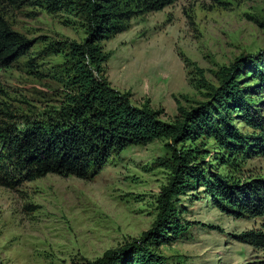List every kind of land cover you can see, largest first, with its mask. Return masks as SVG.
<instances>
[{"label": "rangeland", "instance_id": "obj_1", "mask_svg": "<svg viewBox=\"0 0 264 264\" xmlns=\"http://www.w3.org/2000/svg\"><path fill=\"white\" fill-rule=\"evenodd\" d=\"M38 1L0 0L10 27L29 43L17 62L0 65L1 126L60 120L73 94L63 44L87 38L79 0H61V8ZM99 45L109 56L104 71L112 87L166 123L176 121L179 108L212 103L220 72L239 62L235 79L264 121V0H179L160 12L136 13L125 32ZM241 116L232 114L233 126L243 136L259 135ZM168 143L114 154L89 180L51 174L16 190L0 186V264H89L139 240L153 227L173 175L165 166L173 159ZM186 146L199 151L197 163L207 172L231 182L264 181L261 155L243 160L206 137ZM195 189L174 200L189 226L161 247L168 262L264 264L263 250L237 241L246 231L264 230V219L223 213L204 188Z\"/></svg>", "mask_w": 264, "mask_h": 264}, {"label": "trees", "instance_id": "obj_2", "mask_svg": "<svg viewBox=\"0 0 264 264\" xmlns=\"http://www.w3.org/2000/svg\"><path fill=\"white\" fill-rule=\"evenodd\" d=\"M15 4L27 0H6ZM38 1V0H37ZM179 0H79L78 7L87 23L83 43L67 42L68 84L73 94L60 120L41 124L29 122L23 129L0 125L5 137L0 141V186L16 190L23 184L48 175L89 180L98 175L108 160L132 146H146L165 139L173 153L165 166L171 181L158 199L159 213L153 227L139 240L107 251L89 264H170L161 247L175 243L189 223L185 222L174 200L196 186L204 188L223 213L236 218L264 219V181L231 182L207 172L198 161V150L188 141L212 138L229 155L264 157V121L256 116L248 90L235 79L241 64L220 72L221 87L214 91L212 103L191 111L179 108L173 123L161 120L160 113L145 105L131 103L129 93L114 89L105 75L109 56L99 45L125 32L136 13L160 12ZM40 6L64 7L61 0H39ZM29 43L14 31L0 10V65L10 66L27 54ZM264 68V62H261ZM260 79L257 71H250ZM264 83V81H262ZM260 131L243 136L233 126L232 114ZM181 149L176 150L178 145ZM237 241L264 251V230L240 234Z\"/></svg>", "mask_w": 264, "mask_h": 264}]
</instances>
